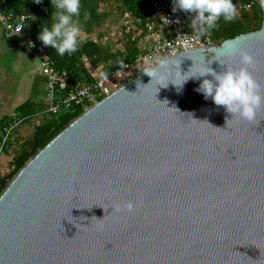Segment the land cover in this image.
I'll return each instance as SVG.
<instances>
[{
    "label": "water",
    "instance_id": "95a60500",
    "mask_svg": "<svg viewBox=\"0 0 264 264\" xmlns=\"http://www.w3.org/2000/svg\"><path fill=\"white\" fill-rule=\"evenodd\" d=\"M261 12L219 45L183 20L204 47L169 59L174 84L143 72L39 149L1 187L0 264H264V106L248 122L196 90L241 49L264 87Z\"/></svg>",
    "mask_w": 264,
    "mask_h": 264
},
{
    "label": "built area",
    "instance_id": "2783aa9c",
    "mask_svg": "<svg viewBox=\"0 0 264 264\" xmlns=\"http://www.w3.org/2000/svg\"><path fill=\"white\" fill-rule=\"evenodd\" d=\"M173 6L174 0H150L149 8L141 9L138 15L127 14L118 23L109 25L108 31L101 30L98 42L110 47L112 51H119L122 59L116 68L107 70L104 66L95 68L94 77L90 82L65 90L63 88L64 73L55 69L46 46L38 39L39 35L33 37L26 29L33 20L31 12L24 9L18 16H14L12 13L0 11V31L4 39H18L36 54L40 72L45 79L44 113L57 116L71 106H78L85 112L99 100V97L110 95L143 73L145 69L158 66L157 57L169 60L183 52L204 47L199 36L186 32V27L182 23L183 20L193 21L195 14L185 13L179 9L173 12ZM257 6H260L259 0H247L240 9L250 12ZM143 30L145 34L140 37ZM126 35H131V40L141 38L138 45L139 53L132 58H128L129 55L123 44ZM210 36V31L205 29L204 42L213 45L209 41ZM81 39L89 38L83 36ZM82 62L86 64L87 59L82 58ZM37 115L36 113L30 116V119ZM23 122L25 118L13 115L11 120L2 127L0 155L12 133Z\"/></svg>",
    "mask_w": 264,
    "mask_h": 264
},
{
    "label": "trees",
    "instance_id": "16d2710c",
    "mask_svg": "<svg viewBox=\"0 0 264 264\" xmlns=\"http://www.w3.org/2000/svg\"><path fill=\"white\" fill-rule=\"evenodd\" d=\"M246 1L233 0L236 8L238 7L236 18L230 22H226L221 18L216 27L209 30L211 44L219 45L229 38L260 28L262 17L260 6L255 7L250 12H244L240 7ZM149 2L150 0H81V14L78 18L74 17L73 19L78 20L80 24L81 37L87 36L89 39H81L78 50L71 55L65 54L63 57L59 56L51 47H46L55 69L64 73V90L90 82L94 77L95 68L101 66H104L105 70L116 68L118 62L122 59L121 53L112 51L110 47L101 45L98 42L100 31H108L109 25L118 23L127 14L129 16L138 15L141 9L149 8ZM24 9L33 14V20L30 26L26 28L33 37L38 36L44 26H50L51 14L54 11L50 0H41L39 4L35 0H0V11L3 13L9 12L14 16H18ZM185 31L189 32L187 28ZM142 34H145L144 30L141 32L140 37H142ZM140 42L141 38L131 40V35L124 37L123 44L126 53L129 55L128 58H132L139 53L138 45ZM82 58L87 59L86 64L82 62ZM98 99L101 100L102 97ZM35 113L34 106L26 103L19 107V116H16L25 118V121H27ZM82 113L80 107L71 106L59 115H49V118L40 122L34 128L30 140L24 142L22 148L14 154L9 163L10 174L0 179V192L2 191L1 187H5L39 149L44 147Z\"/></svg>",
    "mask_w": 264,
    "mask_h": 264
},
{
    "label": "clouds",
    "instance_id": "9594fccd",
    "mask_svg": "<svg viewBox=\"0 0 264 264\" xmlns=\"http://www.w3.org/2000/svg\"><path fill=\"white\" fill-rule=\"evenodd\" d=\"M35 2L39 4L41 0H35ZM51 3L54 8L51 24L42 28L38 39L44 46L54 49L61 57L65 54L71 55L78 50L81 43V27L78 20L73 19L81 14V0H51ZM259 4L261 8H264V0H259ZM177 9L195 14L192 24H198L206 30L215 28L221 18L230 22L237 15L233 0H174L172 10L175 12ZM238 54L240 63L238 68L227 65L226 70L217 73L209 64L198 75L211 76L212 79H203L196 90L201 92L206 100L211 98L215 105L223 106L232 117L239 116L243 120L252 122L258 110L264 106V87L252 74L251 69H254L256 64L254 57L242 49ZM217 61L224 64L221 60ZM156 64L157 67L147 68L144 73L151 77L152 81L155 80L162 87H167L168 82L171 81L169 76L174 61L157 57ZM176 75L184 76L185 74L182 75L179 71ZM121 210L131 212L134 206L132 202H126L122 208L117 206L116 211Z\"/></svg>",
    "mask_w": 264,
    "mask_h": 264
},
{
    "label": "crops",
    "instance_id": "0c3cea01",
    "mask_svg": "<svg viewBox=\"0 0 264 264\" xmlns=\"http://www.w3.org/2000/svg\"><path fill=\"white\" fill-rule=\"evenodd\" d=\"M44 91L45 79L40 72L36 54L18 39H4L0 31V129L13 115L19 116V107L26 103L34 106V113L38 114L33 119L41 118L43 121L49 118L44 113ZM37 125L23 132L24 140L21 142L11 143L9 140L3 149L9 163L15 154L14 145L17 144L20 150L24 142L30 140Z\"/></svg>",
    "mask_w": 264,
    "mask_h": 264
},
{
    "label": "rangeland",
    "instance_id": "374dc122",
    "mask_svg": "<svg viewBox=\"0 0 264 264\" xmlns=\"http://www.w3.org/2000/svg\"><path fill=\"white\" fill-rule=\"evenodd\" d=\"M30 26V25H29ZM43 113V112H42ZM44 115V114H43ZM49 116V115H48ZM38 115L34 118H37ZM41 118L40 119H29L23 123H21L16 130L12 133V135L10 136V142L14 143L15 141H19L21 142L23 139V132L25 130H27L28 128H30L31 126H34L35 124L37 125L38 123H40ZM42 122V121H41ZM36 127V126H35ZM30 138V136H29ZM21 140V141H20ZM9 142V141H8ZM14 151L15 153L18 151L19 146L17 144L14 145ZM13 151V152H14ZM11 162V161H10ZM11 172L10 167H9V161L8 158L5 154H3V152L0 155V179L6 177L7 175H9ZM8 182V181H7Z\"/></svg>",
    "mask_w": 264,
    "mask_h": 264
}]
</instances>
